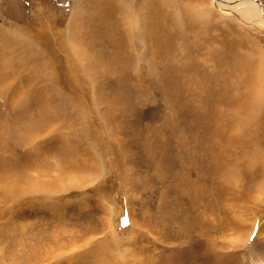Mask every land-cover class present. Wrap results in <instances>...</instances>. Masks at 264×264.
<instances>
[{
	"label": "rangeland",
	"instance_id": "1",
	"mask_svg": "<svg viewBox=\"0 0 264 264\" xmlns=\"http://www.w3.org/2000/svg\"><path fill=\"white\" fill-rule=\"evenodd\" d=\"M208 3L0 0V264H264V25Z\"/></svg>",
	"mask_w": 264,
	"mask_h": 264
},
{
	"label": "bare ground",
	"instance_id": "2",
	"mask_svg": "<svg viewBox=\"0 0 264 264\" xmlns=\"http://www.w3.org/2000/svg\"><path fill=\"white\" fill-rule=\"evenodd\" d=\"M263 1L264 0H209L208 4L200 5L199 7L194 8V12L196 15L199 16L200 20L207 21L208 19H210L213 16L212 14L215 13V11H216L215 9H222V10L224 9V10H229L230 12L232 11L235 14L237 13L238 15H244V16L246 15V16H248V20H250V19L254 20V21L259 20L261 22V24L264 25V2ZM230 4H233V5H230ZM103 13H105V12H103ZM195 17H197V16H195ZM97 20H99V19H97ZM104 21H106V20H104ZM135 26H136V23H135ZM13 31H14V34H16V35H22V36L24 35L22 30L19 28L14 29ZM73 50H74V48H73ZM262 60H264L263 56H262ZM81 67H83V66H81ZM258 69H260V70H259L258 75H257L255 107L261 109L264 106V61L259 63ZM258 200H261V197H259ZM259 248H261V247H259ZM259 251H260V249H259ZM261 252L263 255L264 254V246L261 248Z\"/></svg>",
	"mask_w": 264,
	"mask_h": 264
}]
</instances>
